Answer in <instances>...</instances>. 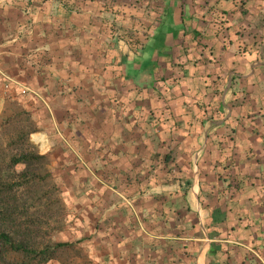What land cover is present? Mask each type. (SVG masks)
<instances>
[{"label":"crops","instance_id":"1","mask_svg":"<svg viewBox=\"0 0 264 264\" xmlns=\"http://www.w3.org/2000/svg\"><path fill=\"white\" fill-rule=\"evenodd\" d=\"M128 1V5L122 7L125 15L132 9V0ZM163 1L167 10L164 14L159 10L161 19L155 32H159L167 44L172 40L169 44L174 46V60L178 64L174 69L183 72L180 83L191 89L188 91L191 106L181 107L180 99L170 100L172 114L184 120L182 130L186 128L189 132L186 138L181 137V126L174 124L172 118L167 122L171 130H166L165 137L162 130H149L143 117L137 127L128 120L122 122L116 112H111V107L105 112L102 104H109L116 95L109 91L120 83L127 84L131 76L147 65L150 56V51L144 52L137 62L126 42L113 39L120 25L131 27V16L120 20L108 6L103 9L105 0H75V10L69 9L72 8L68 5L71 0L68 3L44 0L41 9L29 8L27 12L23 4H17L16 8L7 4L1 6L0 67L12 82L0 76V103L5 100V95L16 98L24 109L30 111L40 132L49 138L50 143L51 119L61 127L69 123L68 130L65 127L69 136L79 132L84 122L92 128L90 146L94 162L97 165L107 162L100 168L99 175H93L97 183L107 189L102 194L95 193L98 197L92 196L93 203L97 198L100 200L95 221L108 231L106 237L102 234L105 229H98L93 241L95 249L92 253L100 254V264H213L214 260L207 251L215 241L240 244L264 264V259L246 245L207 231L206 225L214 231L217 225L223 229L220 216L225 204L209 206L211 212L201 207L198 193L203 186L199 183L197 165L207 146L204 139L202 146L201 136L206 133L205 139L208 140L212 132L222 128L230 114L231 104L228 106L227 102L231 99V77L237 75L243 79L237 86L249 87V95L253 97H250V103H256L258 98L254 99L255 95H261L264 90V75L258 71V67L264 66V0H241L245 3L240 7V0ZM221 11H224L223 21L215 18ZM195 31L201 34L206 50L199 51L192 38ZM242 47L245 51H241ZM100 54H105L104 61H101ZM116 61L122 65V77L115 74ZM213 86L221 88L218 94H213ZM22 87L34 93L24 91ZM236 94L237 100L231 103L239 101L241 93ZM37 95L45 97L51 109L50 118L37 113L34 99L28 98ZM143 98L147 105L158 108L156 116L160 114L157 99ZM124 100L128 101V98L124 97ZM202 100L204 103L219 101L222 114L204 121L199 129L196 123L189 124V121L200 119L199 106L194 104ZM73 120L74 123H70ZM33 137L43 142L40 134H33ZM197 143L198 148H193ZM86 147L87 142L83 143L81 151L87 152ZM168 150L174 152L171 154L180 166L179 170L173 165L171 171L165 172L172 162L160 163L150 154V151ZM62 152L59 147L52 151L53 167L64 168ZM185 187L187 189L182 193ZM184 209L195 213L193 218L194 221L196 218L200 230L192 237L170 233L174 230L171 222L174 219L158 224L153 217L161 210L172 215ZM146 217L152 219L145 221ZM159 229L166 233L157 231ZM180 239L198 242L196 248L192 247L195 252L192 257H180L176 248Z\"/></svg>","mask_w":264,"mask_h":264},{"label":"trees","instance_id":"2","mask_svg":"<svg viewBox=\"0 0 264 264\" xmlns=\"http://www.w3.org/2000/svg\"><path fill=\"white\" fill-rule=\"evenodd\" d=\"M43 1L14 0L7 5L16 8L17 4H23L24 10L41 9ZM61 1L68 3L70 0ZM74 2L75 0H71L68 4L72 7L69 9H77ZM127 2L130 1L104 2L103 9L108 6L120 20L125 16H131V27L120 25L112 37L116 41L122 39L126 42L137 62L144 52L150 51V56L147 65L131 76L127 84L120 83L111 91L107 89L110 94L113 95L115 92L116 95L112 96L109 104L102 106H105V112L111 107V112H116L122 122L128 120L129 124L137 127H140L143 117L149 130H162L165 137L168 132L166 130H171L167 127V122L172 118L174 124L179 123L181 126L180 130L183 131L181 137L186 138L189 132L186 128L182 130L184 120L172 114L173 105L170 100L180 99L181 107L191 106L192 103L188 100V91L191 89L180 83L183 72L174 69L178 64L174 60L176 57L173 53L174 46L169 44L172 40L167 44L160 38L159 32H155L161 19L159 10L164 14L167 6L163 7V0H147V3L145 0H132V9L127 10L125 15L122 7L127 6ZM244 3L240 0L238 6H243ZM242 9L244 11V8ZM223 14L224 11L218 12L215 18L223 21L225 20ZM192 38L199 51L206 50L198 31ZM241 51H245L244 47ZM100 55L101 61H104L105 54ZM116 63L115 74L122 77V65L118 61ZM263 69L264 66L258 67V71L264 75ZM242 80L237 75L231 77L230 114L222 128L208 136L207 146L197 161L199 183L203 186L199 189L198 200L201 207L207 211L211 205L215 206L222 202L225 204L223 215L220 216L223 229L217 225L214 231L206 225L208 232L212 231L215 236L242 243L264 259V90L261 91V95L260 93L255 95L254 99L258 98L256 103H250V97H253L252 94L249 95V87L237 86ZM220 89L213 86V94H218ZM237 92L241 93L239 101L236 104L231 103L237 100ZM5 96L1 107V112L5 113V116L0 126L2 130H8V138L4 143L0 142V264H100V254L92 253L95 249L93 241L98 229H105L102 234L106 237L108 231L106 227L98 226L95 221L100 200L97 198L96 203H93L92 196H97L95 194L97 192L102 194L107 189L97 183L93 175L96 173L99 175L100 168L107 162L99 165L94 162V152L90 146L92 128H88L86 123L82 122L81 130L69 136L65 132V127L68 130L69 123L61 127L51 119L53 130L50 148L45 153H39L37 145L30 139L31 133L41 131L32 114L24 109L16 98ZM38 96L46 102L44 96ZM38 96L28 98L34 99L37 113L50 118L52 115L50 107L48 110ZM124 97H127L128 101H125ZM143 97L157 99L160 114L156 116L158 108L152 104L147 105ZM194 105L199 106L201 117L189 121V124L196 123L199 129L204 121L222 114L219 101L204 103L202 100ZM20 118L26 120L25 123L21 121L20 124L18 120ZM70 123H74V120ZM54 126L64 140L57 136ZM199 134L200 130L197 135ZM85 142L88 151L82 152L81 148ZM198 146L199 143L193 148L197 149ZM56 147L63 150L61 161L64 168H55L51 164L50 155ZM171 153L170 150L150 151L154 160L165 164L172 162L169 163V167L164 166L168 167L165 172L171 171L173 165L177 170L180 167L172 156L174 152ZM161 169L159 167V171ZM165 172L163 175H166ZM108 175L109 171L106 175L107 182L110 178ZM186 187L182 193L186 191ZM175 211L177 212L176 209ZM159 213L153 216L156 217L154 219L158 224L168 222L170 218L174 219L171 221L174 230H170L174 236L192 237L191 235L200 231L196 218L195 221L193 218L195 213H188L187 209L178 210L177 214L172 215L162 210ZM150 219L152 218H144L145 221ZM157 231L166 233L160 229ZM177 243L176 248L179 249L181 258L192 257L195 253L192 247L198 246L195 240L180 239ZM207 253L211 260H214L213 264H261L253 252L237 243L215 241Z\"/></svg>","mask_w":264,"mask_h":264},{"label":"built area","instance_id":"3","mask_svg":"<svg viewBox=\"0 0 264 264\" xmlns=\"http://www.w3.org/2000/svg\"><path fill=\"white\" fill-rule=\"evenodd\" d=\"M10 1H14V0H0V7L3 6V5H6V4L9 3ZM27 11H28V8L25 9V12H27ZM6 75H7V74H6ZM6 75H5V73L3 72V70H2L1 67H0V76H1L2 78H4L6 81H8V82H12V80H11L10 78H8V76H6ZM22 89H23L24 91H29V92H31V93H34V92L30 91L28 88L22 87ZM37 96H38V95H37ZM38 97H39V96H38ZM39 98H40V97H39ZM40 99L42 100V98H40ZM42 102H43L44 106L49 110V106H48V104H47L44 100H42ZM54 127H55V126H54ZM55 133L57 134V136H58L60 139L64 140V138L62 137L61 133L56 129V127H55ZM33 134H40V135L43 137V142H42L41 140H37V139H35V138L33 137ZM30 136H31V139H32L33 143L37 145V148H38L39 153H45V152H47V151L49 150V148H50V144L47 143V139H46V137H45L43 134H41V133H39V132H34V133H32Z\"/></svg>","mask_w":264,"mask_h":264},{"label":"rangeland","instance_id":"4","mask_svg":"<svg viewBox=\"0 0 264 264\" xmlns=\"http://www.w3.org/2000/svg\"><path fill=\"white\" fill-rule=\"evenodd\" d=\"M227 104H228V106H229V104H230V100H229V102H227ZM0 106L2 107V104L0 103ZM49 106V105H48ZM5 116V113L3 114L2 112H1V109H0V122L2 121V118ZM20 122V124L22 123L21 121H23V123H25L24 121H26V120H22V118H20V119H18ZM27 125V124H26ZM8 130H2V127L0 126V142L1 143H4L5 141H6V139L8 138V132H7ZM11 132H13L12 130H11ZM39 133H41L42 134V132H40V131H38ZM34 133V132H33ZM32 134V133H31ZM30 134V135H31ZM44 135V134H43ZM45 136V135H44ZM46 137V136H45ZM30 139H31V136H30ZM46 139H47V143L48 144H50L51 145V143H50V141L48 140L49 138L48 137H46ZM32 140V139H31ZM205 142L207 141L206 139L204 140ZM203 141V137L201 136V138H200V142L201 143H203L204 142ZM71 217V216H70ZM70 217H69V219H70ZM67 219H68V217H67ZM58 237H60L59 235H58Z\"/></svg>","mask_w":264,"mask_h":264},{"label":"water","instance_id":"5","mask_svg":"<svg viewBox=\"0 0 264 264\" xmlns=\"http://www.w3.org/2000/svg\"><path fill=\"white\" fill-rule=\"evenodd\" d=\"M229 82H230V79L228 78L227 86L229 85ZM205 137H206V133L203 134V139L204 140H205ZM203 145H204V143L202 144V146ZM193 171H194V175L196 176V174H197V168H196L195 165L193 166Z\"/></svg>","mask_w":264,"mask_h":264}]
</instances>
